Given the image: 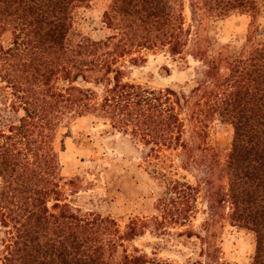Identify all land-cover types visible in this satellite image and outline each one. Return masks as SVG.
I'll return each instance as SVG.
<instances>
[{
	"label": "trees",
	"instance_id": "16d2710c",
	"mask_svg": "<svg viewBox=\"0 0 264 264\" xmlns=\"http://www.w3.org/2000/svg\"><path fill=\"white\" fill-rule=\"evenodd\" d=\"M91 1L0 0V36L11 33L0 43V227L9 233L0 264L147 263L123 248L143 233L139 220L121 232L111 217L82 213L61 193L56 140L65 121L86 117L137 141L148 157L176 151L182 167L202 170L209 209L218 197L229 224L253 234L251 264H264V44L232 49L212 31L233 13L259 16L264 0H188L189 24L185 0H108L103 38L74 39L73 13ZM143 50L182 65L187 56L199 60L202 77L187 90L124 81L120 61L136 65ZM87 83L103 86L101 95ZM216 119L232 131L224 163L207 141ZM199 186L171 181L177 199L160 203L167 217L158 225L187 220L169 207L194 200Z\"/></svg>",
	"mask_w": 264,
	"mask_h": 264
},
{
	"label": "rangeland",
	"instance_id": "374dc122",
	"mask_svg": "<svg viewBox=\"0 0 264 264\" xmlns=\"http://www.w3.org/2000/svg\"><path fill=\"white\" fill-rule=\"evenodd\" d=\"M107 3L108 0H93L88 6L75 9L72 20L74 39H78L76 34L95 40L103 38L101 17ZM184 16L189 24L188 0H185ZM212 31L217 33L220 43H228L232 49H240L245 44L248 47L264 44V3L259 16L233 13L218 22ZM250 34L252 41L246 43ZM10 41V31L3 32L0 43L7 45ZM140 54L144 59L136 65L128 57L120 61L124 81L156 90L168 86L187 90V83L202 77L203 64L190 56L186 58L187 65H182L177 58L162 50H143ZM84 86L99 96L102 93L103 86L93 83ZM90 120L86 117L65 121L56 140L64 177V182L60 183L61 193L67 202L76 200L70 202L74 209L109 216L116 221L121 232L132 219L139 220L144 225L143 233L124 241L123 248L127 253L144 255L146 264L252 263L253 234L229 224L228 208H222L216 202L218 197H211L212 208L209 209L202 170L182 167V155L176 151H166L159 158L148 157L137 141L132 142L129 136H123L107 125H93ZM231 132L229 125L217 119L209 125L207 141L220 163H224L228 154ZM173 180L200 185L198 193L194 200L183 197L182 204L169 207L170 215H189L187 220L182 224L165 222L158 225L164 215L160 203L177 199L167 188ZM190 203L192 210L188 207ZM211 214L214 228L206 231L205 222ZM7 231V228L0 227V255L4 241L9 239ZM188 232L192 236H187ZM194 233L204 240L200 243ZM207 252L210 256L206 257Z\"/></svg>",
	"mask_w": 264,
	"mask_h": 264
}]
</instances>
